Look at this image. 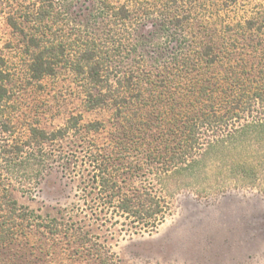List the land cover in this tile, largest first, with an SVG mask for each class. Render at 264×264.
I'll return each mask as SVG.
<instances>
[{
    "label": "rangeland",
    "instance_id": "374dc122",
    "mask_svg": "<svg viewBox=\"0 0 264 264\" xmlns=\"http://www.w3.org/2000/svg\"><path fill=\"white\" fill-rule=\"evenodd\" d=\"M51 44L54 71L34 78ZM235 66L264 77V0H0V197L62 223L5 242L0 264H264V188L227 152L197 174L148 172L173 155L176 104L192 86L222 95ZM248 151L264 160V142ZM104 154L132 167L109 191ZM149 179L167 210L135 230L117 205Z\"/></svg>",
    "mask_w": 264,
    "mask_h": 264
},
{
    "label": "trees",
    "instance_id": "16d2710c",
    "mask_svg": "<svg viewBox=\"0 0 264 264\" xmlns=\"http://www.w3.org/2000/svg\"><path fill=\"white\" fill-rule=\"evenodd\" d=\"M247 28L252 30L253 24ZM50 49L45 48L44 51L43 48L42 54L34 57L30 66L34 78L38 79L44 74L54 71L45 54L48 52L49 56L54 58L58 57L61 51L52 44ZM229 72L227 73L230 76L228 78L229 85L222 95L204 86H192L190 94L187 95L188 98H185L186 102L188 101V106L185 107L183 103L176 104L174 115L177 122L179 121L181 124L180 126L177 124L178 129L175 135V146L177 147L173 145V155L168 159H165L167 154H162L164 159L150 169L148 168L149 174L159 177L158 180L175 175L183 177L197 174L204 168L208 159L218 165L224 163L227 152L232 158L228 164L238 175L239 181L252 182L264 188V160L255 161V156L251 159L248 151L252 144L260 145L264 142V77L256 79L254 74L251 75V70L242 71L236 66ZM89 77L100 82L102 77L98 64L90 68ZM0 89H5L2 81ZM224 94L226 95L224 96ZM141 96L144 97L143 94ZM145 102L148 104L149 98L144 100ZM126 117L123 119H127ZM235 121L237 124H234ZM181 126L184 129H181ZM35 133L39 138H46V134L40 130L34 129ZM52 136H55V133ZM110 159L108 154H104L100 159L102 174L109 175V178L102 180L105 186L104 190L108 191L112 187L119 188V183H126L123 177L119 176L121 179L119 181L112 175L113 173L125 174L128 170L127 173L131 174L132 169L131 165L128 166L126 163H120V166L114 168ZM260 161L262 163H259ZM109 165L112 168L111 172L108 171ZM98 176L96 175L95 178L97 179ZM99 184L102 185L101 180ZM154 185L153 180L149 179L146 183H141V187L138 189L133 188L136 192L138 191L137 194L134 192L132 196L126 194L124 198L120 197V205L117 207L127 216L134 217L132 222L136 225L132 226L135 230L138 228L151 230L164 219L165 209L168 205L163 196L156 194ZM113 194L112 196H109V192L107 194L110 203H113L114 197H119L117 192ZM10 200L0 197V247L7 241L25 236L26 231L31 228L48 229L52 233L59 232L58 226L62 223L55 218H44L33 211L18 206L16 201L10 202ZM67 226L70 225L67 223ZM63 232L65 236H75L66 226Z\"/></svg>",
    "mask_w": 264,
    "mask_h": 264
}]
</instances>
